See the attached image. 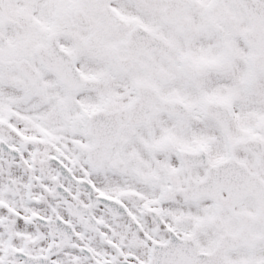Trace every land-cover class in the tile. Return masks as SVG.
<instances>
[{
  "label": "snow or ice",
  "instance_id": "1",
  "mask_svg": "<svg viewBox=\"0 0 264 264\" xmlns=\"http://www.w3.org/2000/svg\"><path fill=\"white\" fill-rule=\"evenodd\" d=\"M0 264H264V0H0Z\"/></svg>",
  "mask_w": 264,
  "mask_h": 264
}]
</instances>
